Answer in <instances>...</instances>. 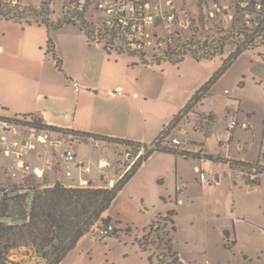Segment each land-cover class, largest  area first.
<instances>
[{
	"label": "rangeland",
	"instance_id": "374dc122",
	"mask_svg": "<svg viewBox=\"0 0 264 264\" xmlns=\"http://www.w3.org/2000/svg\"><path fill=\"white\" fill-rule=\"evenodd\" d=\"M173 1L176 8L180 7L178 13L182 20L185 18L188 20L189 17L199 19L205 12L202 0ZM182 6H185V10ZM59 15L57 13L55 19ZM87 16L100 21L106 14L91 7ZM159 18L160 16L156 17L158 22L154 25L162 37L149 39L151 43L145 46V53L149 59L153 55H162L167 48L165 24L161 23ZM176 27L181 29L183 39L194 34L191 28ZM201 32L204 31L199 30V33ZM49 38L55 43L63 62L66 57L68 67L76 78L94 74L97 76L107 74L113 78L123 77L126 72L123 66L126 64L121 62L122 59L128 61L129 66L132 62L140 63L137 56L119 54L116 51L106 52L104 43H89L86 34L74 24H65L49 30L45 24H27L0 17V102L12 106L8 114L13 116L14 108L25 107L35 101L52 110H56L58 104H62L68 110L70 120H74L78 108L76 123L84 124L80 112L89 107L86 98L78 102L73 99L71 93H67L70 87H73L74 91L75 87L79 88L82 85L76 79L66 80L63 73L55 69L53 55L47 52ZM98 51L105 54L106 62L99 60ZM229 53L227 51L224 58L228 57ZM221 60L222 56H217L210 61L197 62L188 55L178 64L169 61L155 62L150 66L140 64V70L147 67L152 69L147 70L151 74H145V78L138 82L150 94L146 102L149 111L158 113L174 110L184 100L183 96L189 91L195 78L200 77L204 80L198 91L220 68ZM213 66L214 72L206 78L209 73L208 67ZM48 67L54 69L61 79L56 97L50 99H46L43 92L52 88L46 76ZM139 68L130 67L128 71L135 73ZM40 84L42 87H39ZM197 91L188 97L186 102H189ZM237 108L240 109L239 120L245 121L249 128L237 127L233 132L236 136L234 140H241L244 144L242 154L249 159H256L261 148L264 150V47L243 52L211 86L209 94L195 106L196 111L215 113L214 138H206V135L197 133L192 126L194 123L186 122L183 131L187 134L181 135V139L191 137L198 142L206 141L209 145L215 143V150L221 151L218 136L226 134V117L230 119L228 110ZM57 114L56 112L55 115ZM195 118L194 113L193 119ZM236 141L233 145L234 152L238 151ZM106 150L105 147L95 145L92 156L97 160L102 151L111 154ZM111 157L114 156L111 154ZM7 163L8 159L1 156L0 188L6 181L2 176L5 173L3 167ZM184 163L185 173L194 177L193 158ZM155 166L160 167L164 173L168 172L174 176L176 156L158 154L156 163L151 162L136 174L125 185L110 208L114 216L112 224L116 229L115 233L101 240L93 239L91 234H87L69 252L62 264H159V255H163L167 264L173 261L174 257L172 253L157 249V244L152 243L156 240V229L160 230V235L165 234V231L170 234L174 250L179 253L184 264H264V173L257 189L249 191L238 175L234 174L232 179L227 171V177L223 179L218 187L219 191L216 192L220 204L215 207V211H210L203 207L200 201L196 204L176 206L175 201L171 203L169 199H164L161 193H166V190L174 192V188L168 183L167 178L165 184L157 179L155 174L158 170L154 169ZM237 166L235 167L238 168ZM170 208L176 209L175 231L172 230L169 216H162L167 214ZM157 220L159 224L151 230H145ZM223 224H227L229 230L235 228L237 243L234 244L233 239L225 238ZM143 235H147L146 241L142 240L143 243H140L138 239H142ZM18 256L19 264L45 263L32 246H22Z\"/></svg>",
	"mask_w": 264,
	"mask_h": 264
},
{
	"label": "trees",
	"instance_id": "16d2710c",
	"mask_svg": "<svg viewBox=\"0 0 264 264\" xmlns=\"http://www.w3.org/2000/svg\"><path fill=\"white\" fill-rule=\"evenodd\" d=\"M244 2L246 0L239 1L234 6V17L227 26L215 19L204 21L201 18L198 20V26L197 21L192 19L189 28L193 30L194 34L191 37L183 39L181 29L175 31L171 39L166 34V50L163 51L162 55H153L151 59L147 57L145 49L130 47L126 43L122 31H110L105 27L98 28L94 22L87 18L86 11L78 15L75 21L67 15L58 16L55 19L57 15L40 4L35 3L19 8L6 5L0 1V17L26 22L27 24H45L49 30L65 24H74L86 34L89 43H104L108 53L116 51L119 54L137 56L140 63L144 65L160 63L161 61L178 64L188 55L199 62L210 61L217 56H222L220 68L193 95L186 106L173 117L167 131L170 133V130L180 121L191 118L195 130H200V132L208 135L216 123L215 116L212 113L196 111L195 106L209 94L211 86L225 74L243 52L255 51L264 47V21L257 26H245L242 15L245 9L242 5ZM250 2H254V0H250ZM199 30L204 32L201 34ZM227 51L230 53L228 57L224 58ZM47 52L52 53L56 65L62 69V61L55 52V44L51 38L47 41ZM194 113L196 114L195 119H193ZM10 117L23 130L46 131L53 133V135H59L60 139L62 137L83 139L92 136L97 140L106 141L105 148L114 156L111 158L114 160L116 172L122 167L127 154H135L144 145L130 140L59 129L45 124L40 117L34 114H16ZM155 151L184 154L177 149L152 150L143 155L129 174L111 189L72 188L60 182L55 183L52 187L42 188L36 184L33 176L24 179L23 183H17L15 182L16 179L4 169L3 177L6 181L0 188V264H8L7 253L10 248L22 246L34 247L37 254L45 261L44 264H60L98 221L110 222L109 218H103V214L109 210L119 192L131 180L141 164ZM1 155L0 151V157ZM237 165H239L238 162H235L233 167ZM263 173L264 166H261L257 172L258 179L254 185H251L252 187L259 185L260 176ZM174 215L173 211L166 215L170 218L173 231L176 230L172 218ZM156 224H159L158 220L145 230L153 229ZM156 232V240L152 243L157 244V249L172 253L174 257V260L167 264H174L173 262L184 264L179 253L174 250L173 239L170 234L165 231V234L160 235L159 229H156ZM146 236L143 235L142 239H138V241L143 243L142 240L146 241ZM162 256H158L159 264H166Z\"/></svg>",
	"mask_w": 264,
	"mask_h": 264
},
{
	"label": "crops",
	"instance_id": "0c3cea01",
	"mask_svg": "<svg viewBox=\"0 0 264 264\" xmlns=\"http://www.w3.org/2000/svg\"><path fill=\"white\" fill-rule=\"evenodd\" d=\"M179 8L180 7L176 8L175 6L177 23L175 22L174 26L176 31L178 30L176 26H178V28L188 29L190 25L188 23L192 19H194V17L193 18L189 17L187 18L188 20H186V18L184 20L180 19V15L178 13ZM182 8L185 10V6H182ZM186 14H189V12H186ZM197 25L199 26L198 21H197ZM151 32L154 39H159L162 37V35L158 32V28L155 25L151 27ZM55 52L57 56L60 58L56 45H55ZM97 54L100 61L106 62L105 61L106 56L104 53L98 51ZM61 61H62V69H60L57 65H55V69L61 71L65 76L64 78L66 80L72 81L76 79L82 85L81 87L78 88V90L77 87H75L74 91H73V87H70L67 93H71L73 99L75 98L78 102H80L82 98H86L89 107L86 109L84 108L80 112L84 124L76 123L75 119L77 117V113L79 112L78 108L74 120H70L68 110H66L62 104H58L56 110H52L44 105L38 104L37 101H35L33 103L27 104L25 107L14 108L15 109L14 115L34 114L40 117L45 124L59 129H68L77 132L89 133L92 135H100L109 138L130 140L142 144H150L155 139H157V137L165 127L170 125L173 117L176 114H178L179 111H181L188 103L186 102L188 97H190L195 91H197V89L201 86V84L204 81L202 78L196 77L194 83L190 85L189 91L185 92L183 96L185 97L184 100L181 103H179V105L176 106L174 110H169L167 112L158 111V113H154L149 111L146 105V102L149 100L150 94L146 91V89H144L142 85L138 83L140 80L145 78L144 77L145 74L147 73L151 74L150 71H147L150 70L151 67H147L146 69L140 70L139 67H141L140 64L143 65L142 63L138 64L132 62V65L129 66V62L125 61V59H122L121 62L123 64H126V66L125 65L123 66L125 68L124 70H126L123 77L113 78L107 74H104V76L102 74L98 76L94 74V75H85L76 78L75 75L72 74L70 68L68 67V62L66 57L64 62L62 59ZM201 62H206V61H201ZM130 67L132 68L138 67L139 71H136L135 73H133L132 71H128L130 70ZM208 69H209V73L206 76V78L211 76V74L215 70V66L208 67ZM46 72H47L46 74L47 80L49 81L48 83L52 85V88L50 90H44V91L42 89V91L46 94V95L44 94L46 99H50L51 97H56L58 92L57 89H59L57 86L61 84V79L54 69L48 67ZM39 87H42L41 84L39 85ZM11 109L12 106H10L9 104H4L3 102H0V115L12 116L8 114ZM56 112L58 113L57 116L55 115ZM205 113H212L215 116L214 112L205 111ZM239 113H240V109L238 108L234 110L233 109L228 110L229 117H231L232 115H236L239 118ZM190 119H183L182 121H180L174 128L170 130V134L172 136H177L179 138H182L181 135L187 134L185 131H183L185 129L183 125L186 122L192 123ZM227 121L228 119L226 117V124ZM214 130H215V124L213 128L210 129L208 135H206V138L213 139L215 134ZM195 131L205 136V134L200 132V130H195ZM233 132L231 133L230 138L228 137L227 129L225 136L224 135L218 136V144L221 151L215 150V143L213 145H209V143H207L206 141L198 142L196 140H192L191 137H188V139L187 138L184 139L186 141L184 148L188 152V155L186 156L183 154H173L163 151H155L141 164V166L138 168L134 176L139 172H141L142 170H144V168H146L148 164H150L151 162L156 163L158 154L164 153V154L175 155L176 170L174 176L173 174L171 176L168 172L164 173L161 170V168L158 166L154 167V169L158 170V173L155 174L157 179H159V181H161L162 184H165L167 178L168 183L171 184V186L174 188V192L171 190L170 192L166 190V193L162 192L161 193L162 197L166 200L169 199L171 203L175 201L176 206L185 205L186 203L196 204L198 201H200L203 207H206L210 211H215V207L219 206L220 204V199L218 198V196H216L217 194L216 192L219 191L218 187L221 185L223 179L227 177L226 174L227 171L229 172V176H231L232 179H234L233 175L235 174L238 175L241 178V181L244 183L242 176L239 174V169L229 165L228 161L232 160L235 161L236 163L238 162V164L241 163V164H253V165L264 166L263 148H261L262 150L260 151V154L256 159L247 158L245 154H242V151L244 149V144L241 142V140H237V141L234 140V137L236 138V136L235 134H233ZM53 137L54 140L51 143L50 148L52 149L55 155L59 157L62 151L66 147L70 146L75 151L78 159L85 160V162L89 164L91 170L89 173H85L77 165H73V175L71 177H68L65 174L64 162L57 161L54 167L45 170L48 176V182L46 183L47 184L46 186L52 187L57 182H60L65 186H71L73 183H76L83 178L88 179L93 187H97L103 183L102 174L97 169L96 162L101 158L109 159L113 163L114 160L111 158V154H109L108 152L104 153L103 151L100 153L99 158L96 160V158L92 156V150H93V146L95 145L100 147H105L106 141L97 140L92 136L85 137L83 139L80 138L73 140H68L67 139L68 137H62L61 138L62 141H60L59 135H53ZM235 141H236L235 144H237V148H238L237 152H234V148H233ZM199 150H201L207 156L206 162L201 161L200 155L198 153ZM261 156H263V158H261ZM4 157L8 159V163H9L10 158L6 156ZM189 158H193L194 160V163L192 165L194 177H191L187 173H185L186 169L184 162L189 160ZM25 161L29 165V172L31 176H33V179L35 180L36 184L44 188V185H42V179L37 175H35L37 169L38 171L45 169L44 161L39 160L37 158L36 151H30L25 157ZM8 163L3 167L5 170H7ZM203 167L208 169V171L210 172V176H214L215 183L212 186L201 184V182L199 181L198 169ZM133 177L131 178V180L133 179ZM21 180L22 178L19 177L18 179L15 180V182L21 183ZM260 180H261V176H260ZM180 181H183L186 186L183 192L178 193L176 190V186ZM246 186L248 187V190L250 187H252L251 185L250 186L246 185ZM255 187L257 188V186ZM110 208L107 212L103 214V218H109L110 222L112 223L114 216L110 211ZM171 211L175 213V215L172 218L174 220V224L176 227V220H175L176 209L170 208L168 210V213ZM167 214H164L162 216H166ZM233 222L235 223V220ZM222 227L225 228L223 232L229 229L227 228L228 227L227 224H223ZM231 232H232L231 240L233 239L235 244L238 241L235 228L234 230H231ZM83 238H81L80 241ZM80 241L78 243H80ZM63 261L60 264H62Z\"/></svg>",
	"mask_w": 264,
	"mask_h": 264
},
{
	"label": "built area",
	"instance_id": "2783aa9c",
	"mask_svg": "<svg viewBox=\"0 0 264 264\" xmlns=\"http://www.w3.org/2000/svg\"><path fill=\"white\" fill-rule=\"evenodd\" d=\"M9 6H17L24 8L33 4H40L46 9L59 16H69L71 20H77L78 15L89 11L91 7H95L106 14V17L100 21L87 18L94 22L98 28L105 27L110 31L120 30L123 32L126 43L134 49H145V46L151 43L149 40L152 36L151 27L156 22V17L160 16V21L165 24L166 32L169 39L175 34L176 12L173 0H0ZM239 1L245 0H202L205 6V12L201 15L204 21L217 20L222 25L227 26L231 23L235 9L234 6ZM245 9L242 13L245 26L252 27L260 25L264 21V0H246L242 4ZM199 18V19H200ZM195 19V18H194ZM199 19H195L198 21ZM191 22V21H190ZM189 22V24H190ZM190 26V25H189ZM78 90V88H77ZM248 129L249 125L245 121H240L236 115H232L227 121L226 129L228 137L237 128ZM168 126L165 127L157 139L150 144H144L135 154H127L124 158L123 165L119 171H115L114 163L105 158H101L96 162L97 169L102 174L103 183L97 187H93L88 179L83 178L73 183L72 188H113L137 164V162L148 152L156 149H177L188 155L185 150L186 141L167 133ZM73 140V138H67ZM54 137L50 132L38 130H23L14 119L10 116L0 115V151L2 155L10 158L7 165V172L15 179L19 177L23 180L31 177L29 165L25 161V157L30 151H36L37 158L44 161V170L35 172V175L42 179V185L46 186L48 176L45 170L54 167L57 161L65 164V174L68 177L73 175V165H77L85 173L90 172V166L85 160L78 159L72 147H66L58 157L50 148ZM60 141H62L60 139ZM43 147V148H42ZM202 162L207 161V156L201 150L198 151ZM233 166L235 161H228ZM259 165L239 164L238 169L246 185H254L258 179L257 172ZM199 181L201 184L212 186L215 183L214 176H210L207 168H199ZM185 183L180 181L176 190L178 193L184 191ZM116 231L114 225L98 221L88 232L93 239L101 240L108 237ZM22 247H12L7 253L8 264H19L18 253ZM45 262V261H44Z\"/></svg>",
	"mask_w": 264,
	"mask_h": 264
},
{
	"label": "water",
	"instance_id": "95a60500",
	"mask_svg": "<svg viewBox=\"0 0 264 264\" xmlns=\"http://www.w3.org/2000/svg\"><path fill=\"white\" fill-rule=\"evenodd\" d=\"M256 189H257L256 187H250V188H249V191H254V190H256ZM224 235H225V238H226V239L230 240L231 237H232V232H231V230H229V229L225 230V231H224Z\"/></svg>",
	"mask_w": 264,
	"mask_h": 264
}]
</instances>
